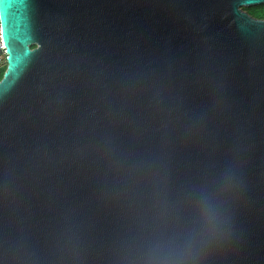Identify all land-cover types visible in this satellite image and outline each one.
I'll use <instances>...</instances> for the list:
<instances>
[{
  "label": "water",
  "instance_id": "water-1",
  "mask_svg": "<svg viewBox=\"0 0 264 264\" xmlns=\"http://www.w3.org/2000/svg\"><path fill=\"white\" fill-rule=\"evenodd\" d=\"M264 0H0V264H264Z\"/></svg>",
  "mask_w": 264,
  "mask_h": 264
},
{
  "label": "flooded vegetation",
  "instance_id": "flooded-vegetation-1",
  "mask_svg": "<svg viewBox=\"0 0 264 264\" xmlns=\"http://www.w3.org/2000/svg\"><path fill=\"white\" fill-rule=\"evenodd\" d=\"M241 10L245 12L247 15H249L250 17H252L253 19H257V20L264 19V17H261V18L256 17V15H259V12L261 11L263 12L264 4L255 5L251 7H244V8H241Z\"/></svg>",
  "mask_w": 264,
  "mask_h": 264
},
{
  "label": "built area",
  "instance_id": "built-area-1",
  "mask_svg": "<svg viewBox=\"0 0 264 264\" xmlns=\"http://www.w3.org/2000/svg\"><path fill=\"white\" fill-rule=\"evenodd\" d=\"M5 58L4 47L0 37V66L3 64Z\"/></svg>",
  "mask_w": 264,
  "mask_h": 264
},
{
  "label": "trees",
  "instance_id": "trees-1",
  "mask_svg": "<svg viewBox=\"0 0 264 264\" xmlns=\"http://www.w3.org/2000/svg\"><path fill=\"white\" fill-rule=\"evenodd\" d=\"M256 17H258V18L264 17V10H263V12L262 11L259 12V15H256ZM4 69H5V62H3V64L0 66V78L2 76Z\"/></svg>",
  "mask_w": 264,
  "mask_h": 264
}]
</instances>
